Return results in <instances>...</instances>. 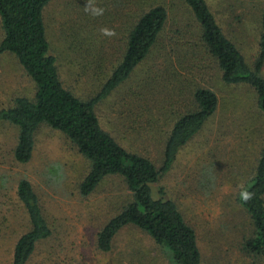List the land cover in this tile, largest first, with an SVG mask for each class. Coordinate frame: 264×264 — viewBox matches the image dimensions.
Listing matches in <instances>:
<instances>
[{
    "label": "rangeland",
    "instance_id": "obj_1",
    "mask_svg": "<svg viewBox=\"0 0 264 264\" xmlns=\"http://www.w3.org/2000/svg\"><path fill=\"white\" fill-rule=\"evenodd\" d=\"M151 1L53 0L48 5V39L66 89L84 100L98 94L124 56L135 18ZM207 1L225 34L254 67L264 0ZM156 2L169 14L163 37L154 53L98 106L97 114L104 129L127 150L161 167L167 135L179 117L195 108V91L215 92L217 112L182 148L155 194L165 188L195 229L203 264H258L246 259L237 243L253 233L237 193L252 178L264 146V113L257 95L249 86L222 81L183 0ZM2 38L0 23V42ZM35 93L34 82L17 58L1 55L0 110ZM17 141L15 127L0 125V264L12 263L14 245L29 228L16 195L22 179L33 185L52 230L31 264H167L151 240L132 228L117 235L112 252L98 250V233L131 200L122 178L109 177L84 197L80 185L89 162L68 137L47 126L39 128L28 164L14 159Z\"/></svg>",
    "mask_w": 264,
    "mask_h": 264
},
{
    "label": "trees",
    "instance_id": "obj_2",
    "mask_svg": "<svg viewBox=\"0 0 264 264\" xmlns=\"http://www.w3.org/2000/svg\"><path fill=\"white\" fill-rule=\"evenodd\" d=\"M52 1L0 0L3 32L0 56L14 55L36 89L33 98L18 97L11 107L0 110V125L9 124L18 131L13 152L15 161L28 164L32 160L39 128L47 126L60 131L89 162V173L80 185L82 196L92 195L105 179L114 176L122 178L132 194L131 200L98 233L99 251L112 252L117 235L132 228L151 240L167 264H203L195 229L186 222L167 190L159 187L156 196L155 187L172 171L182 148L215 115L219 107L217 94L209 88L195 91V108L179 117L172 126L162 166L157 167L149 158L127 150L108 133L96 110L154 53L168 23L165 5L152 0L150 7L135 18L121 62L98 94L84 100L65 88L57 58L51 53L45 11ZM183 3L195 19L200 41L218 66L222 81L229 86L252 88L257 95L258 108L264 113V11L258 59L251 67L238 46L225 34L207 0H183ZM16 195L29 228L14 245L11 264H31L38 245L50 239L52 230L29 180L19 181ZM237 201L248 214L253 229L251 236L238 239V247L246 259L264 264V146L252 178L238 190Z\"/></svg>",
    "mask_w": 264,
    "mask_h": 264
},
{
    "label": "clouds",
    "instance_id": "obj_3",
    "mask_svg": "<svg viewBox=\"0 0 264 264\" xmlns=\"http://www.w3.org/2000/svg\"><path fill=\"white\" fill-rule=\"evenodd\" d=\"M96 14H100L102 12V10H95Z\"/></svg>",
    "mask_w": 264,
    "mask_h": 264
}]
</instances>
